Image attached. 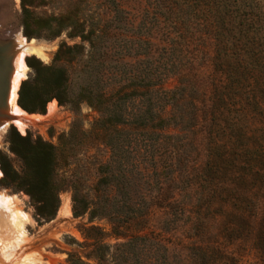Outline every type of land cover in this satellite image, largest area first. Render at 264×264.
Instances as JSON below:
<instances>
[{"label": "rangeland", "instance_id": "obj_1", "mask_svg": "<svg viewBox=\"0 0 264 264\" xmlns=\"http://www.w3.org/2000/svg\"><path fill=\"white\" fill-rule=\"evenodd\" d=\"M260 2L264 4L263 1ZM154 3L158 5L156 0H0V42H8L0 47V110H9L6 99L12 72L11 60L19 51L11 52L16 36L23 38L24 43L34 41L36 45L47 48L45 61L29 56L22 59L28 71L21 83L32 81L35 76L28 63L31 62L36 68L54 67L52 60L59 45L78 46V49L71 52L72 62L59 61L55 64L66 72V93L70 103L59 105L55 99H51L44 104L41 113H27L23 110L26 115L38 119L25 120L23 133L8 124L0 135V155L5 156L11 169L17 173H23L25 169L9 151L12 132L21 137L28 135L31 140L40 139L51 145L56 162L55 181L61 187L53 218L36 222L29 198L22 192L13 193L3 188L0 182V197L12 199L9 204L0 201V264H79L78 259L82 264H263L248 231H244L245 225L240 228V239L232 238L227 242L219 237L217 230L229 221L215 215L221 213L217 212L219 208L207 211L203 219H195L199 227L192 224L187 213L171 222L170 218L163 216L155 207L142 219L144 221L133 222L111 216L110 211L105 214L108 210L104 208L106 205L94 198V191L107 193L113 189L111 181L103 185L98 182L100 178H110L116 174V111L112 105L116 102V79L121 77L119 72L116 73V67L124 65L126 73L123 76L130 77L134 69L142 66L145 61H157V65L165 62L163 54L157 49L154 51V47L136 40L138 37L143 41L153 38V42L158 44L164 40L162 25L156 21ZM116 6L122 9L123 23L127 24L126 31H120V36H117L119 31H116ZM23 10L29 15L27 28L30 38L23 35ZM138 24H142L139 36L136 33ZM77 26L88 33L87 41L67 37L71 29L79 30ZM181 32L183 44L180 46L183 48L173 46L178 50L173 56V59L176 58L174 64L178 67L187 66L189 60L198 73L205 76L209 73L208 78H211V47L205 38L200 37L202 31L193 25L188 33L185 30ZM137 45L148 54L131 58L134 52L132 50ZM118 46H122L123 50L127 48L126 53ZM124 84L129 83L125 81ZM175 85L176 78L168 75L162 88L171 90ZM80 89L85 90L87 102L77 99ZM22 96L26 100V94L22 93ZM53 102L55 104L52 108ZM29 106L38 109L39 103L34 101ZM167 110L168 108L162 112L163 116ZM133 128L128 123L120 128L128 133L127 147L130 150L129 155L125 156L128 162L122 161L123 170L131 174V180H135V191L143 193L149 189L153 192L158 186L164 189L167 186L161 184V176L158 177V186L148 182L149 178L140 180L137 169L147 170L150 177L152 168L148 153L140 151L141 153L134 154L133 150L141 145V140L147 139L149 131L139 133ZM173 131L171 128L157 132V152L154 155L157 173L167 159V144L162 136ZM246 143L247 140H244L239 145ZM227 145L230 150L233 148L230 144ZM193 156L194 154L190 160L196 165L201 156ZM227 162L230 164L225 165L226 168L222 171L224 176L218 180L219 183L229 187V198H249L243 196L247 183L239 174V170L244 168L243 159L236 157L232 162L230 159ZM228 178L241 182L234 188ZM241 183L242 186H239ZM212 189L217 191L216 188ZM74 191L78 199L92 204L95 214L93 219H89L87 214L78 218L72 216L71 196ZM182 199L187 200L186 197ZM253 202L257 216L264 208L263 203L261 199ZM250 207L252 213L253 206ZM17 211L21 213L18 219L15 218ZM11 220H14V224ZM200 242L207 246H216L215 242H219L217 244L221 251L228 257L232 256L234 262L230 263L227 256L215 263L214 257L201 260L200 256L189 249Z\"/></svg>", "mask_w": 264, "mask_h": 264}, {"label": "trees", "instance_id": "obj_2", "mask_svg": "<svg viewBox=\"0 0 264 264\" xmlns=\"http://www.w3.org/2000/svg\"><path fill=\"white\" fill-rule=\"evenodd\" d=\"M156 1V21L162 25L163 42L158 44L153 42V38L143 41L141 37L136 40L154 47V51L157 49L163 54L165 62L157 65V61H145L134 69L131 78L123 76L126 73L124 65L116 67V73L121 75L116 79V102L112 105L116 111V174L100 178L98 182L103 185L111 181L113 189L107 193L94 191V198L106 205L104 208L108 210L105 214L110 211L111 216L133 222L144 221L142 219L155 207L171 222L187 213L192 224L199 227L195 219H203L207 211L219 208L217 212L221 213L215 215L229 219L217 230L219 237L227 242L232 238L240 239V228L245 225L244 231H248L264 264V208L256 216L253 202L261 199L264 207V4L260 2L264 0ZM23 12V35L30 38L27 28L29 15L26 10ZM123 14L120 6H116L117 36L122 33L120 31H126ZM57 22L59 25L60 21ZM193 25L200 28V37L205 38L211 47V78H208L209 73L207 76L198 73L189 60L187 66L181 65V68L174 64L176 58L173 59V56L178 50L173 46L183 48L180 46L183 44L181 31L188 33ZM77 27L79 30L71 29L67 37L87 41L88 33H84V28ZM136 28L139 36L142 24ZM118 47L126 53L127 48ZM76 49L78 46L59 45L52 60L54 67L36 68L28 63L35 76L32 81L19 85L17 105L22 110L41 113L44 104L51 99L59 105L70 103L66 93V72L55 64L59 61L72 62L71 52ZM132 51L131 58L148 54L140 45ZM168 75L176 78V85L171 90H164L162 83ZM125 81L129 84L125 85ZM22 93L26 94V100ZM77 99L87 102L84 89H80ZM34 101L39 103L38 109L30 108ZM166 108L168 110L163 116ZM127 123L139 133L149 131L146 142L141 140V145L133 150L134 154L148 153L152 168L150 177L147 170L137 169L140 180L149 178L148 182L158 186V177L161 176V184L167 186L164 189L158 186L153 192L147 189L143 193L133 189L135 180H131V174L123 170L122 163L128 162L125 156L130 153L128 133L120 129ZM171 128L173 132L162 136L167 144V159L159 174L154 164L157 132ZM244 140L247 143L239 145ZM227 143L233 147L231 150ZM9 151L21 162L25 171H13L5 156L0 155L1 186L13 193L22 192L29 198L36 222L51 220L58 207L61 190L55 181L53 147L40 139L31 140L28 135L21 137L12 132ZM192 154L201 156L196 165L190 160ZM236 157L243 159L244 168L239 170L247 183L243 196H249L251 200L229 198L231 190L218 181L224 176L225 165L230 164L227 160L232 162ZM227 180L234 188L241 182L235 178ZM71 202L74 218L84 214L89 219L94 218L92 204L78 199L75 191L72 192ZM223 205L228 207L221 209ZM250 205L253 206L252 213ZM217 243L216 246H207L200 242L189 249L201 260L214 257L215 263L227 256ZM227 259L230 263L234 262L232 256H227ZM78 263L82 264L79 259Z\"/></svg>", "mask_w": 264, "mask_h": 264}, {"label": "bare ground", "instance_id": "obj_3", "mask_svg": "<svg viewBox=\"0 0 264 264\" xmlns=\"http://www.w3.org/2000/svg\"><path fill=\"white\" fill-rule=\"evenodd\" d=\"M15 41L13 42L12 51L15 52L17 50V54L15 58L11 63V78L9 81L8 86V95H7V105L9 106L8 112L3 109L0 110V135L4 132L5 128L8 126V124H12L17 130H19L21 133H23L24 129V121L25 120H32V119H38V117L35 116H28L26 113L21 110L17 104H16V97H17V89L19 87V84L21 81H23L26 77V72L28 71L27 66L23 62V58L25 56L29 57H35L37 59H40L42 61H45L47 59V48L42 45H36L34 41H31L30 43H24L23 38L20 36L15 37ZM8 43L7 41H1L0 47H3ZM3 45V46H2ZM54 102L52 103V108L54 107ZM51 105V104H50ZM2 109V108H1ZM1 176V173H0ZM0 201H3L4 203H10L12 201L11 197H0ZM2 203V202H0ZM3 203V204H4ZM1 204V205H3ZM13 212V211H12ZM20 212L17 211L15 218L18 219L20 217ZM13 218V216H12ZM11 219V218H9ZM14 219V218H13ZM21 219V218H20ZM13 221L14 224V220ZM19 221H17L18 223ZM19 227V226H17ZM6 246V245H4ZM4 248V247H3ZM2 248V250H3Z\"/></svg>", "mask_w": 264, "mask_h": 264}]
</instances>
